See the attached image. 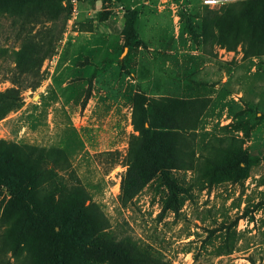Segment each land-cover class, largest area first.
Returning <instances> with one entry per match:
<instances>
[{
    "label": "rangeland",
    "instance_id": "rangeland-1",
    "mask_svg": "<svg viewBox=\"0 0 264 264\" xmlns=\"http://www.w3.org/2000/svg\"><path fill=\"white\" fill-rule=\"evenodd\" d=\"M95 2L78 0V14L69 28L68 0H60L63 10L57 7L55 21L42 11L25 22L0 15V93L18 89L20 98L19 108L0 120V143L40 152L45 169L40 179L52 196L57 200L59 184L82 190L85 216L92 214L91 207L101 215L102 228L93 237L122 240L129 255L108 263L97 249L94 254L79 252L75 260L264 264V26L252 24L244 34L237 24L239 4L257 11L259 0L216 7H202L199 0H160L174 27L168 15L141 17L139 34L152 38L148 67L135 72L130 66L126 74L119 68L105 75L93 70L81 78L92 70L88 58L98 62L116 56L113 37L104 45L75 39L80 32L93 31ZM227 5L230 17L224 23L222 7ZM26 35L40 48L39 54L32 51L37 58L31 62L16 57ZM46 35L54 51L38 67V56L46 55ZM158 35L171 38L158 44L153 38ZM105 64V70L110 68V60ZM142 97L191 104L180 118L193 129L186 134L193 135L196 160L192 170L171 172L179 185L176 194L169 195L153 178L123 203L125 156L130 140L138 136L133 99ZM229 144L240 147L246 164L234 165L232 153L226 152ZM9 199L0 184V245ZM22 257L5 252L3 261L29 264Z\"/></svg>",
    "mask_w": 264,
    "mask_h": 264
},
{
    "label": "trees",
    "instance_id": "trees-1",
    "mask_svg": "<svg viewBox=\"0 0 264 264\" xmlns=\"http://www.w3.org/2000/svg\"><path fill=\"white\" fill-rule=\"evenodd\" d=\"M94 1L103 3L111 0ZM59 2L60 0H0V15L8 14L14 18V22H25L35 17V11H42L51 21H55L57 7L61 9ZM258 3L257 11L246 3L239 4L242 7L238 12L239 33L246 34L248 26L252 24H258L260 28L264 26V0H259ZM222 8L221 19L228 23L230 16L225 13L230 6ZM106 15L107 13H99L98 20L105 19ZM138 16L137 9L126 11L124 15L121 31L123 47L130 48L139 44L136 33ZM91 29L92 22L89 30ZM47 35L46 55L38 56V67L54 51L52 38ZM22 43V50L16 53V57L21 56L28 62L35 60L37 56L32 51L36 50L39 54L38 43L28 38V35L23 38ZM138 99H133L132 111L133 126L138 136L130 140L125 156L127 169L122 181L123 203L131 200L153 178L159 181L169 195L176 194L179 185L171 172L192 170L196 160V153L190 145L193 135L186 134L187 130L193 129L189 127V122L185 123L180 118L181 112L191 104L184 100ZM19 106L18 89L0 93V120ZM217 142L222 143V140ZM205 146L208 148L209 144L206 143ZM227 151L232 153L235 166L240 162L246 164L239 146L235 148L229 144ZM40 155V152L35 153L29 148L22 150L0 143V184L7 188L10 195L1 219L4 229L1 235L0 264H7L3 261L5 252H10L15 259L23 256L21 261H29V264H88L78 262L74 257L82 251L94 254L97 249L104 254L103 260L108 263L117 257L129 258L122 240L116 242L114 239L93 237L92 233L102 228L101 215L91 207L92 214L85 216L86 208L81 199L85 193L82 190L59 184L55 187L59 195L57 200L52 196L49 186L40 179L45 173L44 161ZM167 202L171 203L170 199ZM164 204L166 206V201ZM175 210L176 207H173L172 211ZM123 251L125 254L120 256ZM105 257L109 259L106 260Z\"/></svg>",
    "mask_w": 264,
    "mask_h": 264
},
{
    "label": "crops",
    "instance_id": "crops-1",
    "mask_svg": "<svg viewBox=\"0 0 264 264\" xmlns=\"http://www.w3.org/2000/svg\"><path fill=\"white\" fill-rule=\"evenodd\" d=\"M96 9H94V15L93 16V21H92V27L93 31L90 32H80L75 36L76 41L78 40H84V41H90L87 42L86 45H94V44H99V45H104L107 42L111 40L113 37L114 40V52H115V57L113 58H102L98 62H94L89 59L87 61V64L89 63L90 66H92L91 72H88L85 77L81 78H86L88 75H90L93 70L96 71V73H101L105 75L106 73L110 72L113 69L119 68L118 70L119 73L121 74H126L125 70H130V66L132 69L135 70V72L141 70L143 66H149V58H150V52H152V47L149 46L150 39L149 37H142L137 29L138 22L140 21L141 17H147L150 14L154 13L157 16H160L164 18L165 16L168 15V19L170 20V23L172 27H174V18L172 15H169L166 10L161 11L162 6H160V0H156L155 3H151L150 0H139L136 3H134V0H123L122 2L116 1V0H111L110 4H104L103 7L102 3L100 1H96ZM94 3V5H95ZM109 6V8H107ZM133 9H137L139 11V16L136 22V33H137V42L139 43L136 46L127 48L123 47V37L121 34L122 28H123V22H124V15L126 11H131ZM105 13V12H110L108 15H106V18L99 21L98 20V14L99 13ZM164 35H158V37H153L158 44L164 42L167 40V38H171V36L163 37ZM172 36H174V31L172 33ZM75 39L72 41L75 42ZM98 42V43H97ZM146 46V49H145ZM113 53V50H110ZM160 51V50H158ZM175 54V51L174 53ZM181 54H178V57H180ZM117 58L119 62H116L114 59ZM61 59V55L59 54L56 62L59 64ZM110 60V68L106 69V61ZM63 66H66V63L63 64ZM123 67L124 69H122ZM103 69L105 71H103ZM122 69V70H121ZM108 70V71H107ZM148 71V69H147ZM133 71H130V74H132ZM100 74V75H101ZM97 76L94 78V81L98 80ZM102 77V76H101ZM128 78V77H126ZM71 78H69L70 80ZM68 81V80H67ZM64 85V83H63Z\"/></svg>",
    "mask_w": 264,
    "mask_h": 264
},
{
    "label": "built area",
    "instance_id": "built-area-1",
    "mask_svg": "<svg viewBox=\"0 0 264 264\" xmlns=\"http://www.w3.org/2000/svg\"><path fill=\"white\" fill-rule=\"evenodd\" d=\"M202 6L206 7H216L221 6L226 3L235 2L239 0H199ZM68 6L70 10V18L65 24V28L72 26L76 20L78 14V0H68Z\"/></svg>",
    "mask_w": 264,
    "mask_h": 264
}]
</instances>
